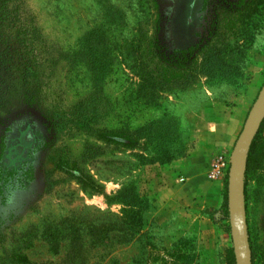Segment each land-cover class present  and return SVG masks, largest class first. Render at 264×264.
Returning a JSON list of instances; mask_svg holds the SVG:
<instances>
[{
  "label": "rangeland",
  "instance_id": "374dc122",
  "mask_svg": "<svg viewBox=\"0 0 264 264\" xmlns=\"http://www.w3.org/2000/svg\"><path fill=\"white\" fill-rule=\"evenodd\" d=\"M188 1L177 0L175 13L170 17L171 26L167 24V13H163L164 19L154 27L144 21L139 0H8L7 8L0 15V51L7 54L4 62H0V91L6 85L17 84L29 70L38 69L44 106L35 105L36 114L41 124L51 128L54 139L48 140L40 155L38 193L0 235V264H228L229 251L234 246L228 191L230 171L222 178L226 179L228 192L223 222L218 224L223 233L213 248L195 239L175 251L164 250L155 210L148 207L144 214L135 211L129 214L143 229L138 237L119 225L125 217L121 191L147 165L148 160L136 155L141 151H123L94 140L71 123L66 124V132L59 133L42 116L47 114L52 101L56 100L61 109L68 111L73 102L90 97L99 87L98 82L95 88L87 83L72 86L67 78L65 58L56 51L54 56L47 43L49 47L58 42L73 43L87 28L98 26L95 51L101 65L99 72L102 65L112 62L113 58L115 61L113 72L102 85L105 94H97L98 104L108 107L106 125L113 126L118 117L126 118L131 113L135 125L166 118L178 134L188 137L187 145L191 148L194 120L205 101L215 98L231 103L235 98L249 95L238 141L264 86V71L260 69L264 62V32L254 38L246 52L245 76L239 85L215 84L203 78L177 97L162 94L157 108H146V103L136 100L135 92H131L139 83L132 69L136 57L129 48L135 28L143 21L145 31L151 36L155 34L161 47L167 34L172 45L189 46L196 40L195 12L198 10L191 9ZM35 30L40 35L35 36ZM19 35L26 38L29 48L18 42ZM110 42L116 45L115 52L109 53ZM162 56L166 58L163 51ZM14 97L9 100L7 97V104L25 106ZM116 107L117 113L111 112ZM259 132L251 147L245 176L253 264H264V128ZM233 151L226 152L232 156ZM58 161L61 169L57 167Z\"/></svg>",
  "mask_w": 264,
  "mask_h": 264
},
{
  "label": "trees",
  "instance_id": "16d2710c",
  "mask_svg": "<svg viewBox=\"0 0 264 264\" xmlns=\"http://www.w3.org/2000/svg\"><path fill=\"white\" fill-rule=\"evenodd\" d=\"M8 4V0H0V15ZM139 4V12L148 24L157 27L164 19L163 13H167V24L171 26L177 0H139ZM188 5L198 12H195L196 40L187 47L172 45L170 34L166 35L161 47L155 34L151 36L145 31L143 21L138 25L139 28H135L136 34L129 48L136 57L132 69L139 83L136 90L131 92H135L136 100L146 103V108L159 107L162 94L177 97L203 78L215 84H241L248 57L246 52L254 38L264 32V0H189ZM97 32L98 26H91L73 43L62 45L58 42L50 47L47 43V48L54 56L56 51L58 56L65 58L67 78L72 86L87 83L95 88L98 82L99 87L92 91L90 97L73 102L68 111L61 109L56 100L52 101L47 107V114H42L43 118L49 120L59 133L66 132V124L71 123L94 140L115 145L123 151H141L136 155L148 160L147 165H165L186 156L191 149L187 145L188 137L178 134L166 118L135 125L131 113L126 118L118 117L113 126L105 124L108 107L98 104L97 94H105L102 85L113 72L115 61L113 58L112 62L102 65V71L99 72L101 65L95 51ZM39 33V30H35L34 34L36 36ZM18 37V42L29 48L26 38ZM42 41L46 44V40ZM115 47L110 42L109 53L115 52ZM6 55L0 51L1 63ZM40 79L38 69L35 72L29 70L19 78L17 84L6 85L0 91V235L23 212L28 200L38 193L40 155L48 145V140L54 139L51 128L41 124L36 114L38 108L35 105L44 106L40 98ZM209 88L212 89L211 86ZM7 97L8 100L17 98L16 101L25 106H17L14 102L7 104ZM219 101L224 102L221 99ZM113 110L117 113L118 108H112L111 112ZM263 128L264 122L260 132ZM60 163L58 161L57 167L61 169ZM121 194L125 199V217L120 219L119 225L128 234L138 237L143 229L132 221L129 214L134 211L144 214L148 207L153 211L154 205L150 198L140 194L137 176L125 184ZM223 198L227 205V182ZM187 245L188 242H184L181 246ZM228 264H238L234 246L230 248Z\"/></svg>",
  "mask_w": 264,
  "mask_h": 264
},
{
  "label": "crops",
  "instance_id": "0c3cea01",
  "mask_svg": "<svg viewBox=\"0 0 264 264\" xmlns=\"http://www.w3.org/2000/svg\"><path fill=\"white\" fill-rule=\"evenodd\" d=\"M260 69L264 71V62ZM248 99L243 95L231 103L205 101L194 120V145L188 154L139 171V191L154 205L164 250L175 251L195 239L212 249L221 238L226 179L210 180L208 172L220 151L234 150Z\"/></svg>",
  "mask_w": 264,
  "mask_h": 264
},
{
  "label": "water",
  "instance_id": "95a60500",
  "mask_svg": "<svg viewBox=\"0 0 264 264\" xmlns=\"http://www.w3.org/2000/svg\"><path fill=\"white\" fill-rule=\"evenodd\" d=\"M264 122V86L246 120L232 154L229 208L238 264H253L245 204V176L252 144Z\"/></svg>",
  "mask_w": 264,
  "mask_h": 264
},
{
  "label": "built area",
  "instance_id": "2783aa9c",
  "mask_svg": "<svg viewBox=\"0 0 264 264\" xmlns=\"http://www.w3.org/2000/svg\"><path fill=\"white\" fill-rule=\"evenodd\" d=\"M232 156L226 151H220L208 172L210 180H220L226 176L231 169Z\"/></svg>",
  "mask_w": 264,
  "mask_h": 264
}]
</instances>
